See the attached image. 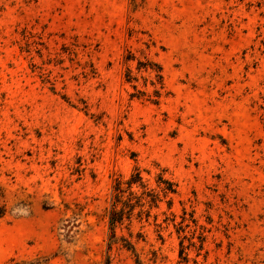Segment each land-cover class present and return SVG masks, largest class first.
Instances as JSON below:
<instances>
[{
  "label": "rangeland",
  "instance_id": "374dc122",
  "mask_svg": "<svg viewBox=\"0 0 264 264\" xmlns=\"http://www.w3.org/2000/svg\"><path fill=\"white\" fill-rule=\"evenodd\" d=\"M0 185V264H264V0H0Z\"/></svg>",
  "mask_w": 264,
  "mask_h": 264
},
{
  "label": "trees",
  "instance_id": "16d2710c",
  "mask_svg": "<svg viewBox=\"0 0 264 264\" xmlns=\"http://www.w3.org/2000/svg\"><path fill=\"white\" fill-rule=\"evenodd\" d=\"M141 180L140 172L136 169V173L133 172V175L130 176L126 181H121L120 179L116 180V187H115V200L112 204V210L110 211V219L111 223L114 225L117 222H122L124 219L130 220L133 214V209L135 205H142L144 204L142 200H138L135 203H130L128 198L124 196L123 190V183H126L128 186H131L133 183H136ZM173 190V189H171ZM3 195L2 187L0 185V199ZM142 212V209L139 213ZM6 209L5 206L0 203V217L5 215ZM129 249L134 251L133 245L129 244ZM136 263L140 264L138 257L136 258Z\"/></svg>",
  "mask_w": 264,
  "mask_h": 264
}]
</instances>
